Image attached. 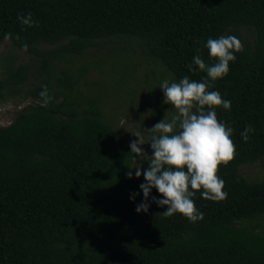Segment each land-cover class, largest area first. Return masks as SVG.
Segmentation results:
<instances>
[{
  "label": "trees",
  "instance_id": "trees-1",
  "mask_svg": "<svg viewBox=\"0 0 264 264\" xmlns=\"http://www.w3.org/2000/svg\"><path fill=\"white\" fill-rule=\"evenodd\" d=\"M28 12L38 27L18 21ZM225 34L243 44L209 89L231 101L230 110L215 109L236 145L217 172L227 198L196 192L203 219L190 223L179 213L163 216L167 206L152 201L163 198L153 188L147 213H137L144 177L126 173L137 160L142 173L148 163L120 142L97 99L80 100L88 67L70 70L73 61L93 49L115 57L110 45L131 43L170 82H201L207 74L192 59L214 63L204 45ZM4 42L32 60H0V103L22 96L33 104L0 127V264H264V179L239 171L264 159V0H0Z\"/></svg>",
  "mask_w": 264,
  "mask_h": 264
},
{
  "label": "clouds",
  "instance_id": "clouds-1",
  "mask_svg": "<svg viewBox=\"0 0 264 264\" xmlns=\"http://www.w3.org/2000/svg\"><path fill=\"white\" fill-rule=\"evenodd\" d=\"M18 21L26 27H38V22L33 19L32 13H21ZM20 39L19 35L15 37ZM4 39H12V33L4 35ZM27 43L22 45V50L27 52ZM204 47L208 50L209 58L215 62L207 64L197 54L192 59L197 69L207 74L201 82L190 80L184 76L179 82L164 80L159 88L164 94V103L171 105L176 114L171 120L162 119L149 132L158 134L151 138L149 156L142 148L145 144L141 134L135 133L138 139L130 143L131 153L135 158L146 160L147 169L136 165L135 176L144 177L140 184L143 201L136 206V212L147 213L149 208V195L153 188L163 197L152 201L159 207L167 206L161 213L165 217L181 214L190 223L203 219L194 203L196 192L203 189V199L223 201L227 192L223 189L225 182L217 175L220 165H227L236 156V145L233 142V129L225 122L219 121L215 109L222 107L230 110L231 101L222 98L218 91H209L217 79L225 77L229 72L230 62L235 61L236 53L243 51V44L236 36H220L207 39ZM199 53V49L197 50ZM189 70L192 66L189 65ZM44 105L51 102L46 85L42 86L39 93ZM177 129H179L177 131ZM254 129L248 126L241 133V138L247 142L249 134ZM126 176L131 179L132 171ZM135 195V194H133Z\"/></svg>",
  "mask_w": 264,
  "mask_h": 264
},
{
  "label": "rangeland",
  "instance_id": "rangeland-1",
  "mask_svg": "<svg viewBox=\"0 0 264 264\" xmlns=\"http://www.w3.org/2000/svg\"><path fill=\"white\" fill-rule=\"evenodd\" d=\"M241 30L246 33L245 29ZM243 35L248 37V33ZM110 46H116L119 52L115 57L93 49L74 59L70 70L75 71L81 64L88 67V73L79 87V98L82 102L90 99L99 101L104 119L120 134L119 140L123 144L138 139L134 134L139 132L145 142L142 148L150 156L149 143L156 134L147 129L162 119L171 120V114L175 112L171 105L164 103V94L159 88L162 81L170 79L163 75L161 67L140 55L136 45L128 43V47H123L120 42ZM129 47L132 52L121 54L120 48ZM2 58L12 59L14 65L27 64L32 60V57L13 48L9 42L0 44V60ZM31 104L32 100L22 96L1 102L0 127L10 125L21 110ZM139 161L133 167L139 165ZM132 170V177L137 179L135 168ZM239 171L249 181L263 180L264 159L253 165L241 166ZM259 232L264 233V230Z\"/></svg>",
  "mask_w": 264,
  "mask_h": 264
}]
</instances>
